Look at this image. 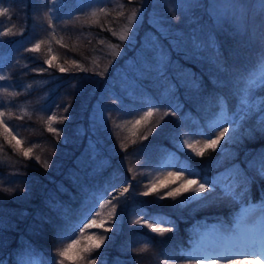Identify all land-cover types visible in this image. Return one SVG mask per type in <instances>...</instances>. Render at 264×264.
<instances>
[{"label":"trees","instance_id":"1","mask_svg":"<svg viewBox=\"0 0 264 264\" xmlns=\"http://www.w3.org/2000/svg\"><path fill=\"white\" fill-rule=\"evenodd\" d=\"M72 1L66 0L61 6L63 12L52 20L43 0H0L8 9L6 15L0 16V29L5 30L0 34V68L5 72V79L0 80V103L4 104L0 111L13 113L8 123L22 141L21 146L14 148V140L9 144L0 135V189H11L0 190V264H52L59 259L58 249L71 242L69 237L80 235L77 225L83 227L89 218L96 217L111 186L127 181L131 191L119 197L117 203L124 210L121 221L107 232L106 236L112 239L92 253L96 264H189L186 253L203 228L213 221L232 222L249 203L264 201V179L256 174L260 154L264 153V134L257 130L264 117L260 108L239 119L234 140H222L217 149L206 150L202 157L177 144L184 132L190 134V141L202 142L204 136L200 133H206L210 125L218 133L219 129L209 120L219 111V123L226 127L220 97L225 98L223 110L229 121L244 115L243 93L238 91L240 78L256 65L261 50L259 38L251 41L238 58L228 56L222 47L220 60L227 71H220L211 52L195 56L185 43H173L169 34L160 35L147 15L132 44L119 40L109 26L115 24V17L121 18L114 9L91 19L65 10ZM4 21L6 27L2 28ZM50 22L58 28V34L48 38L53 53L46 50L48 44L44 40L40 41L39 51L25 48L28 40L22 43L23 37L36 30L45 34ZM262 23L264 20L259 25ZM151 35L156 36L164 50L163 64L155 62V44L144 47ZM174 38L179 39L178 35ZM107 44L118 45L124 52L114 60L107 59L103 51ZM51 57L55 59L49 66L44 61ZM43 65L44 70L40 71ZM61 67L64 72L59 70ZM43 77L48 78L44 85L30 90L21 87L23 81ZM170 88L174 96L168 94ZM66 89L67 97L58 107L67 109L68 119L60 128L73 135L81 124L85 132L80 141H63L61 133L57 136L49 132L43 114L34 109L44 103L43 93L48 92V102L53 94L59 96ZM6 92L18 95L11 97ZM257 94L264 95V89L249 100ZM95 101L104 105L111 116L129 117L152 105L157 107L149 123L134 130L136 135L132 134L133 129L110 126L100 129L101 140L96 141L88 137V113ZM173 110L176 114L164 117L149 134L148 129L156 125L160 116ZM250 130L256 131L249 135ZM143 136L147 138L142 139ZM21 148H32L31 155L24 157ZM173 155L181 160L190 157L200 177L216 185L213 192L204 194L208 196L206 200L181 206L177 201L191 193L176 200L141 194L150 183L138 180L141 171ZM45 161L47 168L43 166ZM236 169L251 179L244 199H233L222 192L234 179ZM167 170L172 169L163 171ZM92 209L95 211L89 216ZM138 219L141 223H134ZM145 219L173 231L153 232L143 222ZM97 233H104L103 229H97Z\"/></svg>","mask_w":264,"mask_h":264},{"label":"rangeland","instance_id":"2","mask_svg":"<svg viewBox=\"0 0 264 264\" xmlns=\"http://www.w3.org/2000/svg\"><path fill=\"white\" fill-rule=\"evenodd\" d=\"M43 1L44 4L48 6V11L52 20L60 16V14L63 12V8L61 6L67 3H65L66 0ZM130 1L131 2L125 3L124 0H73L69 4V6L65 7V10H68L73 15L81 14L87 15L91 17V19H97L100 15H103L109 9H114L118 14H120L121 18L115 17V24H110L109 26L111 27V29L113 28L112 31L119 37L125 27H127L128 16L132 13L133 10L139 9V19L138 21L133 22V27L132 30L129 32V39L127 40L132 41L133 44V42L135 41V36L142 24L143 18L145 17V15H147L148 22L150 23L153 29L159 32L160 35L169 34L170 36H168V38L173 43H176L178 40H180L182 43H185L187 45V48L191 52H193V54L197 57H203L205 55V52L208 54L211 52L207 48L202 47L198 50L196 47L197 44H205L208 41L209 35H214L216 41L219 44V48L221 49L222 47H225L227 50V55H230V57L232 58H238V56L241 55V52L244 49L249 48L248 44L254 40L250 39L249 36L232 35L233 25L231 23H225L222 29L217 27L218 18H229L233 16L234 9L232 8V5L235 4L237 0ZM1 3L2 2H0V9L5 8L4 6H2ZM101 8H103L105 11L100 12ZM93 13H96V15H93ZM261 20L262 18L257 16L254 21L251 19H249L248 21L249 33H251L253 28L257 29L256 38H259L260 28L258 26H260L259 24ZM1 27H6L5 21L2 22ZM4 31V29H0V34ZM56 34H58V28L55 24L51 23V26H49L45 34H42V32L36 30L34 34L27 36L25 35L22 39V43L25 44V42L28 40V42H26L25 44V48L32 49L35 44L40 43V41L44 40L47 42L46 44H48L46 50H49L51 54V52L53 53V50L51 49L50 41L48 40V38L56 36ZM174 35H178L179 39H175ZM1 41L2 40L0 39V43ZM153 44H155V47H152ZM145 45L146 46L144 47L146 49L152 47L153 57L154 59H156L155 62H157L158 65L163 64L165 62V59L163 57H160L159 55L161 46L160 43H158L156 36L151 35ZM103 51L105 53V56H107V59L111 58L114 60L118 58L122 54V52H124V49L117 48L116 52H118L119 54L114 55L113 48L110 44H107L106 46H104ZM46 52L47 51H45V53ZM141 62L143 63V61ZM0 75H5V72L1 68ZM47 79V77L32 78L27 81H23L21 83V87L23 89L30 90L35 86L37 87L44 85ZM78 91L79 90L77 89V92ZM68 92L69 89H66V92L63 91L59 96H55L53 94L52 99H49L48 102L45 97L48 92L43 93L41 95V99H43L42 101H44V103L40 106H34V109L37 110L36 112H40L41 114H43L42 116L46 123L48 116L55 115L57 117L56 121L52 123V126L60 131L63 141H80L85 132V128L82 127L81 124H79L77 128H75L73 135L62 132L60 128V120L62 117L65 116L66 111L62 108H59L58 104L61 101L64 102V99H66ZM125 93H127V90H125ZM86 98L89 99L90 96H87ZM262 98H264V95L257 94L256 96L252 97L249 102L259 104ZM52 102L54 104H51ZM258 108L259 107H256L253 110H256ZM148 109L149 108L143 109L141 113L148 111ZM141 113H138L136 111L129 117H124L118 114L111 116L109 112L105 110L104 105L95 101L88 113V137L92 136L96 141L101 140L99 133L100 129H107L110 126H120L122 128L132 130V122L138 119L141 115H143ZM219 115L220 111L211 120H209V123H213L212 125H215V122L219 121ZM242 116L243 114L232 120L230 123H227L226 127H229L230 129L234 130L235 127L238 125L239 119ZM230 134L232 133L226 134V137ZM185 139L190 140V134L188 132H184L177 140V144L179 147ZM171 162L172 158L169 156L164 161H161L160 163L150 168H145L143 171H141L142 174L138 178V180L142 181L145 179L147 182H150L153 177L161 174L163 170L168 168V165ZM227 181L228 179L226 180V182ZM125 188H129L128 192L131 191L129 181L122 182L120 184H114L113 186H111V188L109 189V195L101 203L104 204V207L101 208L100 206H98L97 209L100 215L99 217L96 216L95 218L107 219V214L111 211V203H117L114 202V199H116V197H121L122 194H125ZM191 195L193 194L191 193L189 196ZM261 203H264V201H262ZM261 203L251 202L244 207V210L248 208L249 205H260ZM123 212L124 210L122 205L117 204L116 217L106 223L107 225L105 227H116V225L119 224L121 221ZM253 215L255 217V227L257 229L264 227V221H262V217H264V210H262L260 207H256L254 209ZM88 220L85 223H87ZM223 227L229 226L219 221H213L209 224L208 227L203 228L200 232L198 240L195 241V243H199L201 248L196 249L194 254L201 256V258L204 259V264H207L209 259L216 258L217 256L221 257L217 261V264H255V261L251 257L245 258L233 254V251L235 249L244 248L245 246L243 244H236L231 239L225 238L226 234L221 231ZM232 227H235V222ZM90 230L91 232H97V229ZM235 230L243 234V229L236 228ZM103 234L107 235L108 233ZM192 248H189L186 253V257L191 258L193 256ZM121 262L119 264H121ZM261 264H264V261H262Z\"/></svg>","mask_w":264,"mask_h":264},{"label":"snow or ice","instance_id":"3","mask_svg":"<svg viewBox=\"0 0 264 264\" xmlns=\"http://www.w3.org/2000/svg\"><path fill=\"white\" fill-rule=\"evenodd\" d=\"M234 9L233 16L229 18H218L217 19V27L223 28L225 23H231L233 25L232 35L239 36H249L250 39H255L257 36V29L253 28L251 33H249V19L255 20L257 16L261 17L264 20V0H237L235 4L232 5ZM103 8L100 9V12H104ZM8 13L7 8L0 9V16L6 15ZM96 15V13H93ZM139 19V9L133 10L132 13L128 16L127 27L123 30L122 34L119 36V40L124 41L129 39V32L132 30L133 22L138 21ZM51 26V22H50ZM259 30V41H260V53L257 57L255 67L244 77L240 78L241 87L238 91L242 92L243 95L241 97V103L245 106L246 111L241 119H245L248 115L249 111H252L256 107H259L261 111H264V98H262L259 104H254L249 102V97L254 95L255 92L264 89V23H262ZM5 35L7 32L4 33ZM40 43H37L33 46L30 51H39ZM114 51V55H118L116 49L119 47L118 45H111ZM178 47V45H177ZM197 49L207 48L211 51L213 62L216 63L218 70L227 71L224 67L222 60H220L221 52L219 48V44L216 41L214 35H209L208 41L205 44H197ZM160 57L165 55L163 48L159 51ZM55 57H51L44 61L45 64L49 66L52 65V60ZM168 63H171L170 56ZM43 71L44 69H39ZM61 72H64L65 69L61 67L59 69ZM5 77L0 75V80H4ZM175 87V86H173ZM196 87L199 88V83L196 84ZM6 91V90H5ZM8 96L14 97L18 95L15 92H6ZM168 94L170 96H174L175 92L172 88L168 90ZM224 97L219 98V103L221 105V116L225 118V122H231L227 119L226 114L223 110L224 106ZM4 104L0 103V108H3ZM156 105H152L149 107L148 111L144 112L138 119L132 122L133 135H136L134 131L141 124H148L150 118L153 117ZM171 107V105H169ZM67 111V109H65ZM175 111L164 112L162 116L156 121V125H153L148 129L149 134L155 129L156 126L159 125L160 120H163L164 117L168 115H175ZM13 113L11 111H0V135H3L5 140L11 144L12 141H15V144L12 145L14 148L21 146L22 141L17 139L18 133L15 132L13 126L8 123V120L12 117ZM7 117V119H6ZM57 117L55 115H51L47 117L48 123V131L55 133L57 136L60 135V131L52 126V123L56 121ZM68 119L67 116L61 118L60 122ZM215 127L219 129L218 133H214L212 130V126H209V129L206 133H200L204 136L203 141L199 140H188L185 139L180 145L181 148H187L190 150L191 154H194L196 157H202L206 150H215L218 146L221 145V141L225 140L232 141L235 139L234 130L229 127H223L219 123V121L215 122ZM262 134H264V117H261L259 121V128L257 129ZM252 131L250 130L249 135H251ZM233 133L227 136L226 134ZM214 137V138H213ZM142 139H146V136L141 137ZM123 147V145H122ZM24 157H29L32 153V148L23 149L21 148ZM37 160L40 158L35 157ZM259 167L256 168V174L261 179H264V153L260 154L259 157ZM44 168L48 167V162L45 161L43 164ZM235 167V166H234ZM168 168L172 170L163 171L161 174L153 177L150 180V183L147 186V189L143 191L141 194L145 197L149 195H156L158 199L164 200L166 198H171L176 200L178 197H182L185 193H192L193 195L186 197L183 200L177 201L178 205H184L190 203L192 201L197 200H206L208 198L207 195H201L205 193H211L215 190L216 185L212 180L200 177L199 172H197L190 163V157L184 160L176 156H172V162L169 163ZM131 171V169H129ZM200 177V178H197ZM251 184V179L242 172L240 169H236L234 179L232 182L227 184V186L222 189V192L225 196L231 197L233 199H244ZM4 191H11V189H0ZM166 190V191H162ZM129 188H125L124 192L127 193ZM162 192V194H160ZM123 195V194H122ZM117 203L119 202V197H116ZM117 203H111V211L107 214V219H97L92 218L89 219L87 223L83 224V227H78L80 235L75 239L71 240L70 243H67L63 248L58 249L57 256L58 260H53L52 264H65V261H68L69 264H96L95 258L92 256V253L96 249H100L101 245L105 244L106 240H111V236H106L103 233L97 232H86L89 229H103L104 233L111 232L112 229L105 227V224L111 221L114 217H116V209ZM101 208L104 207V204L100 205ZM256 207H260L264 210V203L260 205H249L237 218L235 221V227H223L221 231L226 234L225 238L231 239L236 244H243L244 248H237L233 251L234 255L241 257H251L255 264H261L264 261V227L257 229L255 227V217L253 215L254 209ZM95 209L89 211L88 215L91 216L92 212ZM99 213L96 214L99 217ZM87 218V217H85ZM262 221H264V217H262ZM147 224V227L150 228L153 232L164 234L166 232L173 231V228H165L158 227L154 223H148L145 219L143 221ZM134 223H141L138 219L134 221ZM241 228L243 229V234L237 232L235 229ZM73 235H75V231H73ZM147 245H145V248ZM201 248L199 243H195L192 248L193 256L189 258V264H204V259L201 256L194 254L196 249ZM145 249H141L143 252ZM220 256L216 258L209 259L207 264H217V261L220 259ZM228 258V257H223ZM166 264V262H165Z\"/></svg>","mask_w":264,"mask_h":264}]
</instances>
